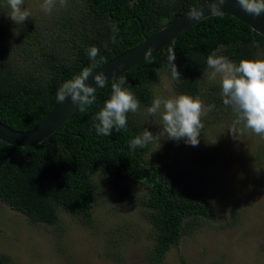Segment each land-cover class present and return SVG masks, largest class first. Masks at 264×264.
<instances>
[{"label": "trees", "instance_id": "obj_1", "mask_svg": "<svg viewBox=\"0 0 264 264\" xmlns=\"http://www.w3.org/2000/svg\"><path fill=\"white\" fill-rule=\"evenodd\" d=\"M205 1L67 0L66 7L59 5L37 25L23 26L14 55L2 38L5 15L0 6V120L20 131L36 128L57 103L65 82L132 50ZM93 46L99 49L94 61L88 55ZM169 48L175 50L174 63L181 74L174 79L177 93L204 99L207 107L215 106L212 113L217 118L226 120L224 116L230 117L234 110L223 103L221 83L208 81L207 57L216 52L237 65L242 59L257 60L264 53V35L232 15L210 16L148 61L98 88L95 102L84 110L79 107L44 142L21 147L0 140V199L32 223L56 224L60 210H67L92 224L102 189L97 177L103 175L111 184L112 200L141 207L152 242L146 257L154 264L214 217L205 197L180 186L164 156L150 154L151 143L129 147L132 139L148 129L147 120L154 118L144 112L157 97L154 85L161 76H172ZM121 78L127 81L123 87L139 100L140 109L127 113L125 129H113L109 136L98 134L96 113L110 98L112 83ZM115 247L116 256L120 255L116 242ZM0 264H12L10 256L0 254Z\"/></svg>", "mask_w": 264, "mask_h": 264}, {"label": "rangeland", "instance_id": "obj_2", "mask_svg": "<svg viewBox=\"0 0 264 264\" xmlns=\"http://www.w3.org/2000/svg\"><path fill=\"white\" fill-rule=\"evenodd\" d=\"M42 3L24 0L23 7L31 17L17 25L8 16V0H0L5 15L2 38L13 55L19 48L23 26L37 25L48 16L41 10ZM259 59L264 60V53ZM211 72L207 73L208 81L220 83V76L213 79ZM174 84L172 76L165 74L153 89L157 96L180 95ZM201 101L207 108L205 100ZM148 108H144L146 114ZM230 114L224 116L226 120L212 111L202 116L204 127L198 146L167 138L151 143L150 154L164 156L180 186L205 197L215 215L185 235L156 264H264V136L247 129L243 121L237 123L235 111ZM153 117L148 130L158 134L160 115ZM97 178L102 189L92 224L83 223L67 210H60L56 224L32 223L0 199V254L9 255L12 264H154L146 257L152 242L141 207L112 200L108 179L103 175ZM115 242L120 249L117 256Z\"/></svg>", "mask_w": 264, "mask_h": 264}, {"label": "clouds", "instance_id": "obj_3", "mask_svg": "<svg viewBox=\"0 0 264 264\" xmlns=\"http://www.w3.org/2000/svg\"><path fill=\"white\" fill-rule=\"evenodd\" d=\"M240 8L258 17L264 14V0H236ZM224 0H215L216 9H221ZM10 6L9 18L17 25H23L31 17V12L23 7L24 0H8ZM59 5L67 6V0H59ZM57 6V0H43L41 10L51 15ZM114 32L118 31L113 27ZM115 42V36H113ZM149 51L145 52V60L148 61ZM99 49L95 46L88 50L91 60H95ZM175 61V50L169 48L168 63L171 65L173 79H180L181 74L177 69ZM207 66L212 70L211 78L220 76L223 103L231 106L237 113V123L243 121L244 126L257 135L264 136V60L242 59L239 64L233 63L228 58L211 53L207 57ZM90 73H83L71 81L65 82L59 89L56 99L63 102L71 98L73 103H78L81 110L91 106L96 100V88L85 83ZM95 81L99 87L106 82L104 73L95 75ZM127 81L123 78L111 85L112 93L104 106L96 113L98 123L94 126L98 134L109 136L112 130L119 131L127 127V113H136L140 109V102L134 94L123 87ZM215 106L209 105L205 108L199 97L181 94L173 97L157 96L153 99L151 106L147 109V116L152 117L159 113L161 126L158 134H153L148 129L136 136L129 142L130 149L143 148L152 143L156 138H167L179 142L184 140L191 146H198L201 130L204 127L202 116L213 110ZM149 121V119L147 120ZM234 133L235 129H229Z\"/></svg>", "mask_w": 264, "mask_h": 264}, {"label": "water", "instance_id": "obj_4", "mask_svg": "<svg viewBox=\"0 0 264 264\" xmlns=\"http://www.w3.org/2000/svg\"><path fill=\"white\" fill-rule=\"evenodd\" d=\"M219 14H228L241 19L252 29L264 35V14L258 17L249 15L240 8L236 0H224L221 9L217 10L215 0H207L193 6L177 19L146 37L132 50L90 72L85 83L97 90L100 87L94 79L95 75L104 73L106 84L145 61L146 50H150L149 57H151L200 21ZM78 108V103H73L70 97L63 102L57 101L42 123L30 131L16 130L0 120V140L21 147L42 143L68 122Z\"/></svg>", "mask_w": 264, "mask_h": 264}]
</instances>
